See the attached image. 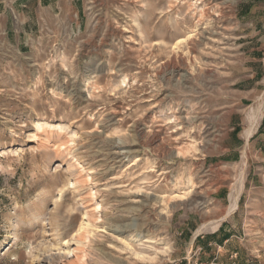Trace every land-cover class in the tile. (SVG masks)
<instances>
[{"label": "rangeland", "instance_id": "1", "mask_svg": "<svg viewBox=\"0 0 264 264\" xmlns=\"http://www.w3.org/2000/svg\"><path fill=\"white\" fill-rule=\"evenodd\" d=\"M263 92L264 0H0V264H264Z\"/></svg>", "mask_w": 264, "mask_h": 264}, {"label": "bare ground", "instance_id": "2", "mask_svg": "<svg viewBox=\"0 0 264 264\" xmlns=\"http://www.w3.org/2000/svg\"><path fill=\"white\" fill-rule=\"evenodd\" d=\"M175 72H176L175 74L177 76H179L178 75L179 70H176ZM263 94H264V92H263ZM263 105H264V95L261 98L260 103L255 108H250L249 109V112H248V115H247L248 122H249V127L244 132L245 139H247L251 135L252 131L257 126V122L260 119V116H259L260 113L259 112L262 110ZM53 128H55V127H53ZM58 128H59V126H58ZM184 196H185V194H184ZM184 196H179L178 198L185 199ZM229 200H230V206L227 207L228 209L224 213V215H222L218 220H216V221H214L212 223L202 224L201 226H199V228L195 232V235H198V234H200V233H202L204 231H207V230L210 231V232L214 231L221 221H223L229 214H231L233 211L236 210V208H237V192L236 191L232 190L229 193ZM150 260H152V259H150Z\"/></svg>", "mask_w": 264, "mask_h": 264}, {"label": "crops", "instance_id": "3", "mask_svg": "<svg viewBox=\"0 0 264 264\" xmlns=\"http://www.w3.org/2000/svg\"><path fill=\"white\" fill-rule=\"evenodd\" d=\"M38 1L44 2V3H52V2H56L57 0H38ZM257 61L258 60H250V62H249L250 65L255 69V72H253V75L261 74V66H260L261 64H260V62H257ZM200 239H201V241H199V243H201L204 246V248L210 247L211 241L207 240L206 238L204 239L203 237H201Z\"/></svg>", "mask_w": 264, "mask_h": 264}, {"label": "trees", "instance_id": "4", "mask_svg": "<svg viewBox=\"0 0 264 264\" xmlns=\"http://www.w3.org/2000/svg\"><path fill=\"white\" fill-rule=\"evenodd\" d=\"M228 238L227 237H225L222 241H220L221 243L219 244V245H222V243L224 242V241H226Z\"/></svg>", "mask_w": 264, "mask_h": 264}]
</instances>
